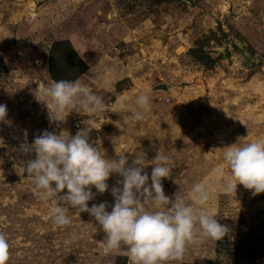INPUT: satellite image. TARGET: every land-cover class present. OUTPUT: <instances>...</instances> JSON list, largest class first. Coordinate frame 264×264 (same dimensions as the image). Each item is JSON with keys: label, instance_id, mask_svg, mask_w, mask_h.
<instances>
[{"label": "rangeland", "instance_id": "374dc122", "mask_svg": "<svg viewBox=\"0 0 264 264\" xmlns=\"http://www.w3.org/2000/svg\"><path fill=\"white\" fill-rule=\"evenodd\" d=\"M77 79L106 111L89 117L77 109L50 122L38 90ZM140 92L150 106L138 121L131 107ZM121 96L131 107L118 113ZM0 104L5 264H130L125 246L106 250L88 212L69 208L71 223L55 225L51 201L38 198L25 172L35 153L24 146L45 130L75 135L86 120L96 127L89 142L99 141L106 158L124 154L131 165L144 157L149 184L155 156L167 155L162 185L170 201L190 196L195 182L208 186L205 207L225 235L188 243L182 260L167 264H264V192L219 187L230 177L226 147L264 137V0H0ZM118 179L110 175L109 189L89 206L107 202L111 211Z\"/></svg>", "mask_w": 264, "mask_h": 264}, {"label": "clouds", "instance_id": "9594fccd", "mask_svg": "<svg viewBox=\"0 0 264 264\" xmlns=\"http://www.w3.org/2000/svg\"><path fill=\"white\" fill-rule=\"evenodd\" d=\"M46 100L49 120L63 122L70 112L77 109L94 117L106 111L103 99L89 87L77 80H58L38 90ZM37 96V92H36ZM41 101V100H40ZM150 106V96L140 92L129 104V97L121 96L115 112L132 110L136 120H142L143 112ZM6 105L0 104V121L5 120ZM84 127L75 135L64 136L45 130L36 136L24 151L34 152L35 159L29 160L25 172L31 177L36 195L41 201H51L50 218L55 225L63 227L71 220L68 209L86 211L105 233V248L108 251L125 246L130 264H167L171 260H182L188 243L196 240L221 239L225 226L208 213L205 207L209 199V188L195 182L190 196L176 195L174 200L165 195L162 178L170 176L169 157L157 154L154 167L149 174L143 171L144 157H137L131 165L127 156L109 159L104 150L89 142V134L96 127L84 121ZM0 146L3 140L0 138ZM223 165L230 172L226 184L229 192L237 184L252 190L256 195L264 192V137L226 147ZM219 177L224 176L223 168L213 167ZM118 174L116 185L111 188L114 204L107 210V202L92 204L97 193L109 189L108 178ZM96 192L92 191V187ZM67 189L66 192L62 191ZM8 243L0 233V264L7 260Z\"/></svg>", "mask_w": 264, "mask_h": 264}, {"label": "water", "instance_id": "95a60500", "mask_svg": "<svg viewBox=\"0 0 264 264\" xmlns=\"http://www.w3.org/2000/svg\"><path fill=\"white\" fill-rule=\"evenodd\" d=\"M158 88H161V89H168V86H166V85H160Z\"/></svg>", "mask_w": 264, "mask_h": 264}]
</instances>
